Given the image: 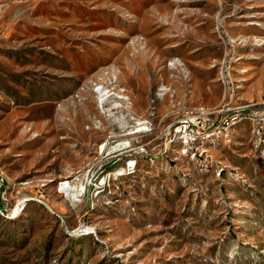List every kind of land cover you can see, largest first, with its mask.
Segmentation results:
<instances>
[{
  "label": "rangeland",
  "instance_id": "1",
  "mask_svg": "<svg viewBox=\"0 0 264 264\" xmlns=\"http://www.w3.org/2000/svg\"><path fill=\"white\" fill-rule=\"evenodd\" d=\"M0 264H264V0H0Z\"/></svg>",
  "mask_w": 264,
  "mask_h": 264
},
{
  "label": "bare ground",
  "instance_id": "2",
  "mask_svg": "<svg viewBox=\"0 0 264 264\" xmlns=\"http://www.w3.org/2000/svg\"><path fill=\"white\" fill-rule=\"evenodd\" d=\"M127 147H128L127 146V142L126 141H123L121 143L119 142V144H117L116 146H114L113 149H119L120 148V150H121V149H125ZM63 185H64V183H63ZM63 185H62V187H64Z\"/></svg>",
  "mask_w": 264,
  "mask_h": 264
},
{
  "label": "built area",
  "instance_id": "3",
  "mask_svg": "<svg viewBox=\"0 0 264 264\" xmlns=\"http://www.w3.org/2000/svg\"><path fill=\"white\" fill-rule=\"evenodd\" d=\"M201 109H199V112H200Z\"/></svg>",
  "mask_w": 264,
  "mask_h": 264
}]
</instances>
